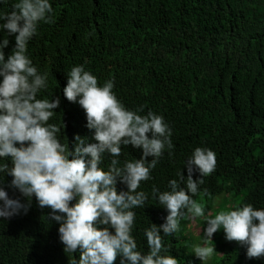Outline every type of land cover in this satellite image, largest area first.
Returning <instances> with one entry per match:
<instances>
[{
	"label": "trees",
	"instance_id": "16d2710c",
	"mask_svg": "<svg viewBox=\"0 0 264 264\" xmlns=\"http://www.w3.org/2000/svg\"><path fill=\"white\" fill-rule=\"evenodd\" d=\"M14 2L0 5V12L10 10ZM52 4L54 23L41 24L29 54L49 74V88L42 95L61 98L56 111L62 114L54 122L63 120L69 141L91 135L84 109L63 95L68 72L80 64L101 84L114 79L118 98L128 108H143L142 115L161 114L172 128L174 154L165 152L152 179L141 184L149 193L146 206L135 210L133 234L141 250L147 251L144 230L151 222L163 223L167 215L152 198L153 187L168 190L169 181L177 178L197 147L211 148L217 158L215 171L204 177L195 197L203 201L206 215L214 217V205L223 206L230 194L241 196L232 208L244 203L264 207V0H52ZM14 45L11 38L5 52ZM123 152L127 155L122 161L141 155L131 146ZM110 160L106 157L105 164ZM50 211L34 201L27 215L0 219V264H70L73 254L64 251L59 224L45 218ZM195 221L201 230L197 238L190 234L192 220L182 221L181 230L165 238L179 264H201L193 243H202L205 220ZM215 247L207 264H264V257L248 259L246 247L236 241L219 240Z\"/></svg>",
	"mask_w": 264,
	"mask_h": 264
},
{
	"label": "clouds",
	"instance_id": "9594fccd",
	"mask_svg": "<svg viewBox=\"0 0 264 264\" xmlns=\"http://www.w3.org/2000/svg\"><path fill=\"white\" fill-rule=\"evenodd\" d=\"M8 3L0 0V5ZM54 16L52 0H15L10 10L0 12V219L27 215L34 201L50 209L45 218L59 224L64 251L73 254L70 264H179L165 238L178 233L182 221L198 218L206 224L202 243L193 248L201 264L217 252L212 242L219 230L226 240L246 247L248 259L264 257V207L231 204L211 217L195 198L217 165L216 153L207 147L194 149L168 190L153 187L151 196L167 215L144 230L147 251L141 250L133 234L135 210L149 200L141 184L152 179L165 152L174 154L172 128L161 114L128 108L118 98L114 79L101 84L80 64L68 72L63 95L84 109L91 135L69 141L63 120L54 122L62 114L56 111L61 98L42 95L49 74L29 54L41 24L54 23ZM11 38L15 45L6 53ZM128 146L140 157L122 161ZM106 157H111L108 164ZM220 206L216 203L215 210Z\"/></svg>",
	"mask_w": 264,
	"mask_h": 264
},
{
	"label": "rangeland",
	"instance_id": "374dc122",
	"mask_svg": "<svg viewBox=\"0 0 264 264\" xmlns=\"http://www.w3.org/2000/svg\"><path fill=\"white\" fill-rule=\"evenodd\" d=\"M226 196H229L230 197V200L229 201H225V204L223 206L218 207L217 210H215L213 208V210L211 212L212 215L215 216L219 211H221V210H227L231 204H237L240 201V199H241V196L237 197L235 195L232 196L231 194L230 195H226ZM195 222H196L195 220H192V222L190 223V228H191L190 229V234H191V236L193 238H197L199 236V233H200V230H199V228H198V226L196 225ZM217 237H218V240L213 241L212 242L213 244H218L219 240H222V241H225L226 240L225 233H224L223 230H219L218 231ZM200 243L201 242H195V243H193V248H194L195 245L200 244Z\"/></svg>",
	"mask_w": 264,
	"mask_h": 264
}]
</instances>
